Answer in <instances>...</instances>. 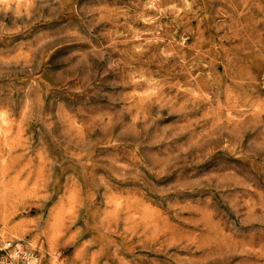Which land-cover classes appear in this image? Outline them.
Wrapping results in <instances>:
<instances>
[{"label": "rangeland", "instance_id": "1", "mask_svg": "<svg viewBox=\"0 0 264 264\" xmlns=\"http://www.w3.org/2000/svg\"><path fill=\"white\" fill-rule=\"evenodd\" d=\"M7 242L264 264V0H0Z\"/></svg>", "mask_w": 264, "mask_h": 264}, {"label": "built area", "instance_id": "2", "mask_svg": "<svg viewBox=\"0 0 264 264\" xmlns=\"http://www.w3.org/2000/svg\"><path fill=\"white\" fill-rule=\"evenodd\" d=\"M12 247L11 249H8ZM0 264H30L26 251L18 243L7 242L0 247Z\"/></svg>", "mask_w": 264, "mask_h": 264}, {"label": "bare ground", "instance_id": "3", "mask_svg": "<svg viewBox=\"0 0 264 264\" xmlns=\"http://www.w3.org/2000/svg\"><path fill=\"white\" fill-rule=\"evenodd\" d=\"M33 2V1H32ZM153 2V1H152ZM32 5V4H31ZM30 6V5H29ZM28 7V6H27ZM19 12V11H18ZM26 12H27V10H26ZM28 13V12H27ZM190 91V90H189ZM190 93V92H189ZM17 225H19V224H17ZM14 231H16V228H14ZM8 241V240H7ZM29 252V251H28Z\"/></svg>", "mask_w": 264, "mask_h": 264}]
</instances>
